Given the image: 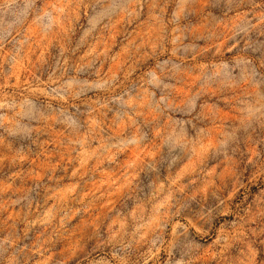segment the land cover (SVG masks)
<instances>
[{
	"label": "clouds",
	"instance_id": "obj_1",
	"mask_svg": "<svg viewBox=\"0 0 264 264\" xmlns=\"http://www.w3.org/2000/svg\"><path fill=\"white\" fill-rule=\"evenodd\" d=\"M0 264H264V0H0Z\"/></svg>",
	"mask_w": 264,
	"mask_h": 264
},
{
	"label": "rangeland",
	"instance_id": "obj_2",
	"mask_svg": "<svg viewBox=\"0 0 264 264\" xmlns=\"http://www.w3.org/2000/svg\"><path fill=\"white\" fill-rule=\"evenodd\" d=\"M114 39H116L117 42L113 45L112 51L115 52V54L120 56V57H123V56L127 55L128 52H129V49L123 47L122 45H120L118 38H114ZM112 180H113L112 173L109 172V173L106 174V179L102 180L100 183L101 184H106V183L111 182ZM72 194H74L72 184L71 183H66L64 185V187L58 193H54V196L55 195H59V196H62V197H69Z\"/></svg>",
	"mask_w": 264,
	"mask_h": 264
}]
</instances>
